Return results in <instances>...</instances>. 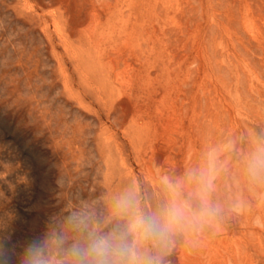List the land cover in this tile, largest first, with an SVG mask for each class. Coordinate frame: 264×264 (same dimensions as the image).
I'll return each instance as SVG.
<instances>
[{
  "label": "rangeland",
  "instance_id": "374dc122",
  "mask_svg": "<svg viewBox=\"0 0 264 264\" xmlns=\"http://www.w3.org/2000/svg\"><path fill=\"white\" fill-rule=\"evenodd\" d=\"M259 138L264 0H0V238L59 259L68 217L128 190L154 210L216 150L220 215L164 264H264V185L244 172Z\"/></svg>",
  "mask_w": 264,
  "mask_h": 264
},
{
  "label": "clouds",
  "instance_id": "9594fccd",
  "mask_svg": "<svg viewBox=\"0 0 264 264\" xmlns=\"http://www.w3.org/2000/svg\"><path fill=\"white\" fill-rule=\"evenodd\" d=\"M223 170L216 150L206 156L204 168L190 170L183 179L166 181L167 198L154 210H145L135 191L116 196L108 213L68 217L73 236L59 234L51 257L42 240L22 246L0 238V264H164L178 236H199L220 215L212 200L215 179ZM252 184L264 185V138H259L244 161Z\"/></svg>",
  "mask_w": 264,
  "mask_h": 264
},
{
  "label": "bare ground",
  "instance_id": "6f19581e",
  "mask_svg": "<svg viewBox=\"0 0 264 264\" xmlns=\"http://www.w3.org/2000/svg\"><path fill=\"white\" fill-rule=\"evenodd\" d=\"M260 190V189H259ZM262 196H264V194H262ZM261 217V216H260ZM261 233V232H260ZM256 234V233H255ZM257 236H259V235H257ZM250 237H251V235H250ZM247 238H248V236H247ZM253 238V237H252ZM259 242H258V245H260V246H258V245H256L257 247H260L263 251H264V242H263V239H262V237H260L259 236ZM251 241H253L252 239H251ZM253 243H255V241H253ZM244 244V245H243ZM243 247V248H245L246 249V251H248V248L250 249L251 247L249 246V243H248V240L246 241V234H244L243 235V237H239V236H234V240H233V252H234V258H237V257H239V256H241L240 255V252H242V251H240V247ZM253 246V245H252ZM256 246H254V247H256ZM259 249V248H258ZM257 249V250H258ZM256 250V251H257ZM260 250V249H259ZM244 252H245V250H244ZM245 254V253H244ZM242 255H243V253H242ZM249 256H250V254H248V253H246V255H245V257H244V255L242 256V257H244V259L246 260V261H248V259H249ZM242 257H241V259H242ZM255 257H257L256 255H255ZM251 258V257H250ZM239 259V258H238ZM252 259V258H251ZM257 259V258H256ZM251 261V260H250ZM249 261V262H250ZM248 262V263H249ZM255 262V261H254Z\"/></svg>",
  "mask_w": 264,
  "mask_h": 264
}]
</instances>
